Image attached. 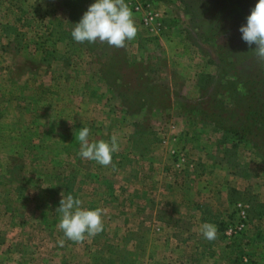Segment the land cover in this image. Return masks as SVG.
Here are the masks:
<instances>
[{"label":"rangeland","instance_id":"obj_1","mask_svg":"<svg viewBox=\"0 0 264 264\" xmlns=\"http://www.w3.org/2000/svg\"><path fill=\"white\" fill-rule=\"evenodd\" d=\"M189 1L194 3V20L178 0H125L138 33L126 47L115 48L99 41L75 42L64 0H0V264L83 261L81 248L77 252L69 247L73 241L58 228L61 193L71 194L86 208L95 199L94 191L107 195L114 191L108 208L124 212L133 191L139 192L140 183L154 175L150 171L164 169L167 176L176 175L179 184L193 179L200 163L194 152L198 147L208 148L218 159L232 160L239 152L246 172L258 179L251 194L262 196L252 214L257 218L250 221L249 208L247 226L240 234L247 239L252 237L248 231L259 230L253 239L264 243V161L244 144L233 149L222 131L185 112L187 105L203 103L205 94L215 90L214 100L225 98L221 86L234 76L220 58L229 55L232 61L255 48L241 39L239 31L251 11L243 8L241 16L239 7L226 1ZM94 2L89 0V5ZM145 2L162 11L165 23L172 20L175 36L167 32V24L166 32L142 25V13L132 4ZM202 24L209 40L195 28ZM112 59H126L132 65L115 64L110 70L106 64ZM201 78L206 81L198 87ZM148 83L167 87L170 104L152 111L130 110L126 104L140 100V94L149 90ZM150 99L158 98L150 94ZM83 127L90 129V143L110 142L117 136L115 168L81 157L77 137ZM176 155L185 162L180 168ZM147 160H154V170L144 163ZM242 174L246 175L244 170ZM101 199L93 208L106 207ZM139 207L136 201L133 209ZM115 251L125 259L122 249ZM252 252L254 259L246 249L238 251L239 263L257 264L258 258L264 264L260 248L253 247ZM105 261L112 264L114 257Z\"/></svg>","mask_w":264,"mask_h":264},{"label":"crops","instance_id":"obj_2","mask_svg":"<svg viewBox=\"0 0 264 264\" xmlns=\"http://www.w3.org/2000/svg\"><path fill=\"white\" fill-rule=\"evenodd\" d=\"M172 24V20H168L166 26L169 27V34L175 33L171 28ZM173 34L171 36H175ZM204 148L194 150L200 163H197L193 171V179L185 178L179 184L176 175L167 176L164 169L159 172L150 171L154 175L140 183L142 191L141 188L139 192L133 191L135 195L129 197L130 206L124 212L108 208L115 198L114 191L108 195L94 191L95 199L92 200L91 207L88 205L82 208L95 210L94 202L102 198V202L106 204L105 208H101L104 210L103 231L86 238L82 243L72 242L69 247L75 250L80 247L84 260L79 261V258L68 264H107L105 260L111 256L114 257L112 264H240L237 252L246 249L254 259L256 255L252 252L253 247H259L263 253L260 258H264V243L253 239V236L257 237L259 234V230H247V235L250 233L252 237L244 239L241 235L242 237L234 240L224 237L221 230L222 223L226 222L238 201L249 203L250 206L246 205L250 208V221L256 216H252L255 214L254 208L262 201L261 195L252 197L254 189L258 187V179L246 172V165H242L244 163H240L238 159L239 152H236L232 160L218 159L210 155L211 150ZM153 162L154 160H147L144 163L150 166L149 170H154ZM243 170L246 175L242 174ZM136 201L137 204L140 202L139 209H133ZM116 216H120V219H115ZM204 223L217 226L218 232L214 240L209 241L203 237L201 225ZM229 241L232 243L228 244ZM109 245L115 250L122 249L119 252L125 259L117 257L120 255ZM75 250H67L66 253H73ZM256 263H261L258 258Z\"/></svg>","mask_w":264,"mask_h":264},{"label":"trees","instance_id":"obj_3","mask_svg":"<svg viewBox=\"0 0 264 264\" xmlns=\"http://www.w3.org/2000/svg\"><path fill=\"white\" fill-rule=\"evenodd\" d=\"M183 4L184 10L191 18H195L193 11V2L189 0H178ZM233 6H238L241 11L243 8L246 11H251L258 0H222ZM227 5V4H226ZM89 0H64V8L68 12V20L71 26L79 22L84 12L89 7ZM251 13V12H250ZM202 25H195V28L200 30V36L204 40H209L207 33L200 28ZM255 49V48H254ZM253 48L247 53L233 59L228 60L229 55L222 53L220 61L222 64L230 66L234 79L227 81L221 89L226 96L220 102L214 100L217 91L205 94L203 103L189 104L185 108L187 114L197 115V120L206 124L212 125L223 132L224 141H231L232 148L235 149L238 144H244L250 149L256 157L264 161V61L258 59L256 51ZM124 55V53H123ZM122 55V56H123ZM115 64H120L123 68L130 66L128 60L118 62L110 60L106 66L111 70ZM135 64V63H134ZM133 64V65H134ZM132 65V64H131ZM228 70L225 69V72ZM144 73V71L142 70ZM120 78V76L118 75ZM206 78H201L197 82V86L201 87L205 83ZM118 82V83H117ZM115 82L117 85L119 81ZM148 92L140 94V100L133 104H126L132 111H152L153 109H161V106L170 104L169 89L163 85L156 86L148 83ZM146 93V94H145ZM150 94H155L157 100L150 99ZM160 97L162 99H160ZM124 100L131 101L129 98ZM222 100H227V103ZM152 101H155L152 103ZM152 103V104H151ZM161 105V106H160ZM250 211V209H249ZM238 215L236 211L229 214V220L222 223L221 230L224 232L226 225L230 222H236ZM222 232V233H223ZM224 237L225 234L223 233ZM241 234H235L229 240L237 239Z\"/></svg>","mask_w":264,"mask_h":264},{"label":"clouds","instance_id":"obj_4","mask_svg":"<svg viewBox=\"0 0 264 264\" xmlns=\"http://www.w3.org/2000/svg\"><path fill=\"white\" fill-rule=\"evenodd\" d=\"M241 39L249 46L255 45L259 60L264 61V0H258L247 17L246 25L239 28ZM138 28L133 18L131 8L125 0H95L82 15L71 31L73 40L83 44L100 43L110 47L124 48L126 42L135 39ZM90 129L83 127L78 131L80 155L83 159L93 160L101 166L113 165V154L119 151L118 138L111 137L110 142L100 140L89 142ZM59 208L61 219L58 228L64 236L73 242L82 243L86 238L94 237L103 231L104 210L96 208L88 210L81 207L82 201L71 194L61 193ZM205 239L211 241L217 236V226L212 223L201 225ZM64 241L60 244L63 246Z\"/></svg>","mask_w":264,"mask_h":264},{"label":"built area","instance_id":"obj_5","mask_svg":"<svg viewBox=\"0 0 264 264\" xmlns=\"http://www.w3.org/2000/svg\"><path fill=\"white\" fill-rule=\"evenodd\" d=\"M132 8L136 12L142 13V25L145 28H156L158 31H164L165 30V22H164V14L159 9L153 7L148 2L145 3H137L132 4ZM165 143V141L163 142ZM177 156V167H181L184 165L185 162H183V157L180 155ZM234 208L237 212L238 219L236 222H230L226 225V228L224 230V234L227 238L232 237L235 234H239L247 226L248 222V207L245 203H237L234 205Z\"/></svg>","mask_w":264,"mask_h":264}]
</instances>
